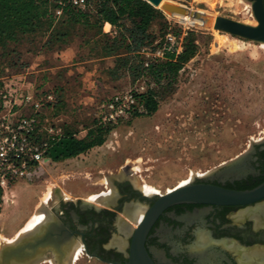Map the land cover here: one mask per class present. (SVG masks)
I'll list each match as a JSON object with an SVG mask.
<instances>
[{
    "label": "rangeland",
    "instance_id": "374dc122",
    "mask_svg": "<svg viewBox=\"0 0 264 264\" xmlns=\"http://www.w3.org/2000/svg\"><path fill=\"white\" fill-rule=\"evenodd\" d=\"M171 1L257 24L249 0ZM54 25L49 31H43L44 25L37 34L0 46V83L13 89L24 85L55 92L58 104L51 116L78 138L97 128L100 101L141 86L154 87L145 77L134 80L128 70L134 61L125 51L113 55L105 51L104 45L114 39L118 28L107 25L105 30L111 32L106 33L104 26ZM150 30L158 39L147 48L149 56L138 52L144 61H163L165 56L157 52L168 44L181 51L192 31L198 45L195 57L168 90H161L164 94L156 113L120 121L103 146L76 158L49 162L35 181L17 183L13 202L0 203V248L11 244L40 209L57 205L58 192L65 198L94 202L92 198L104 190L101 184L109 185V176L119 173L132 174L135 183L156 193L169 191L188 183L195 173L236 158L264 138L263 44L199 29L191 25V19L181 22L165 15ZM217 37L224 42L219 49L214 47ZM80 254L79 250L73 264H99L78 261ZM48 259L43 264H52L53 257Z\"/></svg>",
    "mask_w": 264,
    "mask_h": 264
},
{
    "label": "flooded vegetation",
    "instance_id": "af4514ba",
    "mask_svg": "<svg viewBox=\"0 0 264 264\" xmlns=\"http://www.w3.org/2000/svg\"><path fill=\"white\" fill-rule=\"evenodd\" d=\"M253 143L237 168L223 169L228 161L195 173L187 184L238 192L263 184L264 138ZM109 178L98 193L109 197L98 203L58 192V204L46 208L49 218L34 232L47 243L40 264L49 263L48 257L58 264L62 247L61 264H70L77 250L78 261L130 264L135 241L143 235L153 264H264V199L251 204L182 202L157 211L160 198L179 184L147 194L130 173Z\"/></svg>",
    "mask_w": 264,
    "mask_h": 264
},
{
    "label": "trees",
    "instance_id": "16d2710c",
    "mask_svg": "<svg viewBox=\"0 0 264 264\" xmlns=\"http://www.w3.org/2000/svg\"><path fill=\"white\" fill-rule=\"evenodd\" d=\"M55 8V0H0V46L15 43L24 35L37 34L43 30L44 25L47 27L43 31H49L59 22L96 26L99 29L109 23L118 28V33L104 45L107 54L125 51L131 56L127 58L134 61L128 66L134 80L145 77L148 82L154 84V87L148 85L144 92L138 94L144 113L136 112L131 117L156 113L159 99L164 94L161 90H168L172 86L178 73L195 57L198 50L192 31L185 37L183 49L179 54L166 53L163 61L152 62L148 67H144V57L138 52L152 47L157 42L158 37L150 29L156 19L164 17L161 11L145 0H96L89 11L67 7L59 19L54 17ZM164 82L167 83L166 87ZM95 122L97 128L90 130L83 138L69 132L63 124L64 135L50 149V160L62 162L103 146L106 135L115 125L102 126L96 119Z\"/></svg>",
    "mask_w": 264,
    "mask_h": 264
},
{
    "label": "built area",
    "instance_id": "2783aa9c",
    "mask_svg": "<svg viewBox=\"0 0 264 264\" xmlns=\"http://www.w3.org/2000/svg\"><path fill=\"white\" fill-rule=\"evenodd\" d=\"M96 0H55L54 17H62L67 7L89 11ZM110 33L111 29L106 31ZM147 56L148 49H143ZM179 54L180 47L168 44L157 52ZM148 67L150 61H145ZM145 91H123L99 102L96 120L99 125H116L134 113H144L138 94ZM57 96L55 92L30 89L24 85L13 89L0 83V203L13 202V187L20 182L38 179L44 166L52 162L50 149L63 137V124L51 116Z\"/></svg>",
    "mask_w": 264,
    "mask_h": 264
},
{
    "label": "water",
    "instance_id": "95a60500",
    "mask_svg": "<svg viewBox=\"0 0 264 264\" xmlns=\"http://www.w3.org/2000/svg\"><path fill=\"white\" fill-rule=\"evenodd\" d=\"M165 16L186 22L191 19V25L203 30H214L241 39L264 44V5L262 0H251L253 16L257 24L252 25L236 21L224 16L215 15L203 10H193L190 7L171 0H145ZM256 143H251L250 148ZM250 154V149L229 161L223 169H232ZM264 199V183L249 191H231L216 186H192L187 184L169 191L159 200L157 211L182 202L214 203V204H251ZM47 243L39 239L35 233L24 236L15 243L2 247L0 264H32L44 253ZM130 264H153L144 249V235L134 244Z\"/></svg>",
    "mask_w": 264,
    "mask_h": 264
},
{
    "label": "bare ground",
    "instance_id": "6f19581e",
    "mask_svg": "<svg viewBox=\"0 0 264 264\" xmlns=\"http://www.w3.org/2000/svg\"><path fill=\"white\" fill-rule=\"evenodd\" d=\"M254 23V22H253ZM252 23V24H253ZM255 24V23H254ZM108 26H109V24H107ZM222 40V39H221ZM221 40L217 37V39H215V42H214V47H215V49H219L220 47H221V44L222 43H224V42H222L221 43ZM264 45V44H263ZM239 165V164H238ZM235 168H237V167H235ZM234 168V169H235ZM185 182V181H184ZM136 184L137 185H139L140 187H141V189L145 192V193H147V194H151V193H155V191H154V189H150V188H148V187H145V186H142V185H140L138 182H136ZM185 184H187V183H184L183 184V186L185 185ZM181 187V186H180ZM106 197H109V196H94L93 198H92V200H94V202L95 201H102V200H105L106 199ZM47 199V198H46ZM44 208H46V207H44ZM38 211V210H37ZM138 212V211H137ZM137 217V219H136V222H139V220L141 219V217H142V213H139V215H137L136 216ZM49 218V214L45 211V210H41L40 209V211H38L37 213H36V215L32 218V219H29V221L25 224V226L23 227V230L19 233L18 232V235L16 236V239H14V240H10V242H11V244L12 243H15L16 241H18L19 239H21V238H23L24 236H28V235H30V234H33L41 225H43L42 223H44L47 219ZM46 224V223H45ZM13 241V242H12ZM15 241V242H14ZM58 242V241H57ZM121 244V242L119 241V242H117V244ZM6 244V243H5ZM58 244H59V242H58ZM8 245V244H7ZM54 247V246H53ZM58 246L56 245V247H54V248H57ZM1 249L2 248H0V251H1ZM60 249V248H59ZM64 250H65V248L64 247H62L61 249H60V251L59 252H57V257L60 259V261L58 262V264H61V260L63 259V258H61V257H63V255L65 254L64 253ZM254 254H255V252H253ZM257 254V253H256ZM253 255V254H252ZM259 255H260V253H259ZM78 256V250L73 254V257H72V259H71V261H70V264H73V261L76 259V258H78L77 257ZM43 260V258H38V259H36L32 264H40L41 263V261ZM52 264H57V262L56 261H52Z\"/></svg>",
    "mask_w": 264,
    "mask_h": 264
},
{
    "label": "crops",
    "instance_id": "0c3cea01",
    "mask_svg": "<svg viewBox=\"0 0 264 264\" xmlns=\"http://www.w3.org/2000/svg\"><path fill=\"white\" fill-rule=\"evenodd\" d=\"M107 24H109V23H107ZM109 27H111V25L109 24Z\"/></svg>",
    "mask_w": 264,
    "mask_h": 264
}]
</instances>
